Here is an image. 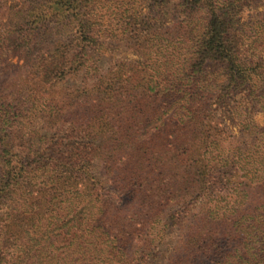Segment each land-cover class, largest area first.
Returning a JSON list of instances; mask_svg holds the SVG:
<instances>
[{
  "label": "trees",
  "instance_id": "trees-1",
  "mask_svg": "<svg viewBox=\"0 0 264 264\" xmlns=\"http://www.w3.org/2000/svg\"><path fill=\"white\" fill-rule=\"evenodd\" d=\"M8 1L0 72L18 57L32 79L0 90V264H140L171 205L168 264H264V128L228 109L264 100V6ZM114 44L138 59L99 72ZM81 71L91 84L56 91Z\"/></svg>",
  "mask_w": 264,
  "mask_h": 264
},
{
  "label": "rangeland",
  "instance_id": "rangeland-1",
  "mask_svg": "<svg viewBox=\"0 0 264 264\" xmlns=\"http://www.w3.org/2000/svg\"><path fill=\"white\" fill-rule=\"evenodd\" d=\"M17 0H9L8 4H14ZM264 6V0H258L255 2V6L250 10H246L244 12V18L250 17L254 12H259ZM138 59V56L134 51L129 49L125 45H117L109 46L108 51H106L101 56L100 63L97 65L99 72L106 70L111 63L115 60H121L126 62H133ZM23 60L18 57H13L8 62V67L3 72H0V90L3 84H8L16 81L17 79L29 81L31 76L28 71L23 68ZM89 73H85V71L78 72L77 74L71 75L64 82L60 83L58 86L61 89L56 91L60 92L63 89V93L72 92L75 90H80L83 84H91L89 80ZM29 83V82H28ZM30 84L34 85L35 83L30 82ZM31 87V86H27ZM12 90V89H10ZM237 105L241 106L244 117L250 118L258 127L264 128V100L261 103L251 102L246 100L240 96H237L236 99L229 102L230 109L232 106ZM225 118V116L223 117ZM236 120L231 123L229 120L225 119L224 122L233 134L238 133V126L235 124ZM26 122V121H25ZM24 122V124H26ZM43 130H47V124L40 123V125H36V127H41ZM29 126V125H28ZM60 130L59 136H61L62 132H67V126H59ZM49 132V131H48ZM68 133V132H67ZM51 135V132L48 133ZM66 141L62 140V145L66 146L67 143H70V136ZM16 144H20L19 139H15ZM100 173L96 168L93 170V175L97 177H101ZM112 199L117 202H123L124 198L121 196H117L111 193ZM186 212L183 208H179V206H168L162 218L160 219V223L155 230L157 232L154 241L147 246H143L144 250L142 251V258L140 259V264H168L171 257L174 254V251L179 247L185 229H186V221H184V216ZM150 236V235H149ZM151 238V236L149 237Z\"/></svg>",
  "mask_w": 264,
  "mask_h": 264
}]
</instances>
